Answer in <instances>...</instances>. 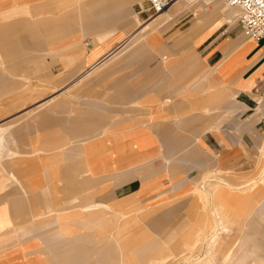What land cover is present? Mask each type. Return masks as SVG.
<instances>
[{
  "label": "crops",
  "instance_id": "1",
  "mask_svg": "<svg viewBox=\"0 0 264 264\" xmlns=\"http://www.w3.org/2000/svg\"><path fill=\"white\" fill-rule=\"evenodd\" d=\"M21 1L18 0L19 4H22ZM201 1L176 0L168 9L169 16L162 18L154 17L155 14L150 11V0H144L134 6L138 26L126 35L122 34L123 30L119 31L101 46L99 52L103 36L97 37L93 43H86L87 48L76 47L73 41L71 51L61 54L59 43L46 41L31 21L23 18L0 22V58L3 61L0 66L13 79L23 78L27 82V86L16 91L5 90L0 96V227L5 226L0 228V264H47L41 256L28 254L40 246L37 241L20 244L24 238L40 231L33 232L30 228L33 220L27 216L26 205L29 202L22 192L28 194L41 186L43 182L38 185L34 180L39 173L47 170L49 162L54 161L51 156L59 149L71 146V101H57L59 93L68 94L71 91L73 99L79 94H86L98 80L100 84L107 81L112 74L111 69L117 64L115 54L130 42L142 39V33L153 27L164 28L163 38L168 41L167 47L174 46L175 39H178L186 49L175 55L177 63L173 70L169 71V65L165 63L166 76H171V79L164 90L154 89L153 86L159 82V73L148 76L142 84L135 80L162 60L157 54L148 66L137 70L133 66L126 72L129 78L126 91L123 90L124 81L119 80L124 72L117 75V88L111 92H115L118 102L103 100L109 106L117 107L107 110L110 114L101 112L111 122L106 130L99 133L105 142H101L96 151L92 146L85 148L90 172L96 176L126 174L119 178V186L112 191L121 192L122 198H128L135 190L155 196L174 190L183 191L190 186L189 176L193 173L213 171L218 167L229 172L210 179L207 182L214 180L215 183L206 182L203 187L211 186V190L215 191L220 185L232 186L234 193L244 191L242 196L245 201H251L253 193L259 204L264 200V165L258 173L261 179L247 174L255 172L260 166L259 158H264V39L257 42L245 36L239 23L235 22L239 15L237 11L223 15L214 0L204 1L206 5L213 4L211 7L204 6ZM3 12L6 10L0 14ZM182 23L187 26L184 31H179ZM185 51L188 52L182 58ZM184 59L192 69L181 67L180 62ZM61 66L64 70L55 73ZM194 70L202 74L201 79L198 85H187ZM43 80L51 81V85L46 86L59 87L52 92H59L58 95L26 105L15 104L17 96ZM143 93L148 100L145 113L136 108ZM136 95L138 97L134 98ZM182 98L190 104L188 109L169 111ZM215 99L219 101L213 104ZM64 109L68 112L65 113ZM39 112L46 117L37 118L33 123L32 117ZM113 115L116 117L112 118ZM23 116L30 128L23 123L17 126L20 121L17 119ZM53 118L67 121V125L60 128V134L55 135L49 130L45 136L42 124ZM128 124L133 125L125 127ZM172 130L186 136L196 132L195 155L183 152L185 143L179 144V136L174 137ZM78 133L73 131L74 135ZM167 148L178 153L169 158ZM56 156L54 175L68 185L64 177L68 173L66 161L71 158V152L65 155L58 152ZM146 167L149 169L146 170ZM68 186V191H71ZM184 192L186 195V190ZM15 204L20 219L28 226L11 233L8 229L16 228L18 219ZM103 205L101 202L85 205L80 213L72 215L74 220L68 221L65 226L62 223L66 221L65 217H58L53 221V226L56 224L57 227L55 232L49 233L48 238L39 235L48 251L46 258L49 264H125L126 255L132 254L124 245L126 237L123 232L129 226L121 225L117 218L89 219L91 212ZM42 207L35 206L32 210ZM34 228L41 226L35 225ZM154 230L158 231L157 228ZM148 236L165 242L164 237L156 239Z\"/></svg>",
  "mask_w": 264,
  "mask_h": 264
},
{
  "label": "rangeland",
  "instance_id": "2",
  "mask_svg": "<svg viewBox=\"0 0 264 264\" xmlns=\"http://www.w3.org/2000/svg\"><path fill=\"white\" fill-rule=\"evenodd\" d=\"M13 1L0 0V12L6 10V12L0 14V22L8 23L11 20L25 18L39 28L41 31L39 33L43 34L42 37L46 41L54 44L59 43L58 47L61 54H67L71 51V42L73 41L76 43V47L78 45L87 48L86 43H93L97 37L103 36L104 42L100 45L99 52L101 46L118 34L119 31L123 30L122 34L124 35L130 33L139 24L134 6L141 4L144 0H22V4H19L18 0ZM204 1L210 0L201 1L204 6L211 7L213 5H206ZM214 1L218 3L216 8L219 9L220 13L223 11V15L237 11L239 15L235 22H238L241 14L240 9L229 8L220 0ZM11 5L15 6L12 7ZM134 23H136L135 26H133ZM186 26L182 23L179 25L178 30L184 31ZM140 29H144V27ZM163 29L153 27V29L142 33V39L130 42L117 52L114 56L117 64L111 69L112 74H109L110 77L101 84L98 80L95 86L88 89L86 94H79L73 99H71V91H67L68 94L59 92L52 94L59 87L46 86L45 84L51 85V81L43 80L42 85L33 84L26 89L25 93L16 97L18 99L16 105L18 103L26 105L38 99H49L51 95H58V93L61 95L57 98V101H71V146L57 151V153L63 155L71 152V158L66 161L69 166L67 168L68 173L64 177L65 183L70 185L71 191H68L69 186L64 185L61 177L54 175L53 166L57 162L56 153L51 156L54 161L47 164L50 165L47 170L39 173L34 180L38 185L43 182L41 186L28 194L22 192L27 196L29 202L26 205L27 216L33 220L31 223L33 225L30 228L33 232L40 230L37 234L34 233L20 241L22 245L34 241L39 243V247L28 252L29 256H41L49 264L46 258L48 251L39 235L48 238L49 233L55 232L57 227L56 224L53 226V221L58 217H65L66 221L62 222L65 226L68 221L72 222L74 220L72 215L80 213L81 208L85 205L101 202L104 205L100 209L92 211L89 219L94 221L99 217L105 220L117 218L120 219L119 223L121 225L129 226L123 232L124 237H126L124 245L128 246L127 249L131 250L132 254L126 255L125 264H161L162 259L165 258L171 259L169 264H264V200L259 204L258 199L254 197L256 194L253 193L251 201H245L242 196L244 191L236 192V194L221 185L215 189V192L218 193L216 200H213L211 196L203 197L200 191L207 181L229 171L216 167L213 171L206 170V172L193 173L189 176L191 183L185 189L186 195L184 194L185 190L177 192L174 190L161 194L158 192L160 194L158 196L135 190L128 198H122L121 192L112 190L119 186V178L126 174L107 173L96 176L88 168V157L85 154V148L92 146L96 151V147L101 142H105L99 136L100 131L106 130V127L111 123L110 119L106 115L103 116L101 112L110 114V111L107 110L117 108L104 102L107 99L109 102H118L119 100L116 99L115 92H111L117 88L115 87L117 75L124 72L123 75L119 76V80L124 81L123 90L126 91L125 86H129V83L127 84L129 78L126 76V72L131 70L133 66L136 70L148 66L156 59L157 56L154 55L157 54L162 60L144 75L141 74L135 77V80L142 84L148 76L159 73V82L153 85L154 89L164 90L168 87L171 76H166L165 65H169V71L173 70L177 63L175 55L185 50L186 46H181L179 40L175 39V45L167 47L168 41L163 38L165 32ZM179 31L177 35L180 34ZM160 50H163L166 54L159 52ZM79 51H82V49L76 52ZM188 51L181 55L182 58L185 57ZM159 53L162 55H159ZM169 58H172V60H168ZM0 63L3 64L1 58ZM180 65L183 68L192 69L186 59L182 60ZM63 70L61 66L55 73ZM201 76L202 74L194 70L187 80V85H198ZM26 84L27 82L23 78L13 79L8 76L0 66V96L4 95L5 90L12 89L16 91ZM120 88L122 89V87ZM146 93H143L136 107L144 113L147 110L146 103L148 102L145 98ZM137 97L138 95L134 96V98ZM215 101H212V103L216 104L219 100L215 99ZM189 106L190 104L182 98L177 100L169 111L181 112L188 109ZM87 110L90 111V114H87ZM64 111L67 113L68 109H64ZM150 112H153V110H150ZM60 114L62 115V113ZM25 116L17 119V121L20 120L17 126L23 123L30 128L31 125H28ZM45 117L41 116L39 112L32 117L31 121L34 123L37 118L44 119ZM111 117L115 118L116 115ZM124 121H120V123ZM64 125H67V121L53 118L44 122L42 129L45 131V136L47 135L46 131L49 130L58 135L60 134V128ZM132 125L128 124L125 127ZM73 131L79 133L74 135ZM11 134L12 132L8 135L9 138ZM172 134L174 137L179 136L178 139L181 142L179 144L185 143L186 149L183 151L185 154H196V132L186 136L172 130ZM91 141L94 142L89 145ZM166 152L169 158L175 157L178 153L175 150L170 151V148H167ZM171 162L169 160L170 164ZM258 163L260 166L257 167V170L247 174L255 175V178H258V173L264 165V158L260 157ZM145 169L147 170L149 167ZM129 173L131 172L127 174ZM259 179L261 178L259 177ZM52 180H55V182L49 184ZM209 183L214 184L215 182L210 181ZM247 192H252V190H247ZM238 193L241 194V197H238ZM13 201L15 202L14 198ZM35 206L43 207L35 208L33 211L32 209ZM15 207L18 218L17 226L8 229L11 233L28 226L20 219L16 204ZM216 218L223 219L222 222L225 226L220 230L221 235L217 242L212 244L213 248H211L210 236L214 231V220L216 221ZM62 223H59V226H62ZM35 225H39L41 228H34ZM4 227L1 226L0 228L3 229ZM155 228L158 231H155ZM131 230H134L133 234L130 233ZM145 231L152 238L164 237L165 242L150 239ZM126 234L128 235L126 236ZM131 240L133 242H130ZM219 246H222L224 252L228 249L229 252L222 257L218 254V257L221 258L218 259L219 261L214 262L213 258L216 254L214 247Z\"/></svg>",
  "mask_w": 264,
  "mask_h": 264
},
{
  "label": "built area",
  "instance_id": "3",
  "mask_svg": "<svg viewBox=\"0 0 264 264\" xmlns=\"http://www.w3.org/2000/svg\"><path fill=\"white\" fill-rule=\"evenodd\" d=\"M174 0H150V11L159 14L166 10ZM229 8L241 11L238 23L242 32L249 39L261 41L264 39V0H220Z\"/></svg>",
  "mask_w": 264,
  "mask_h": 264
},
{
  "label": "bare ground",
  "instance_id": "4",
  "mask_svg": "<svg viewBox=\"0 0 264 264\" xmlns=\"http://www.w3.org/2000/svg\"><path fill=\"white\" fill-rule=\"evenodd\" d=\"M175 1L176 0H174L173 1V3L166 9V10H162L159 14H157V15H155V17H162V18H164V17H168L169 16V13H168V9L175 3ZM81 77V76H80ZM79 77V78H80ZM77 81V80H76ZM76 81H74L75 83H76ZM0 146H1V144H0ZM0 154H1V148H0ZM264 173V172H263ZM212 181H214V180H212ZM216 181V180H215ZM222 181V180H221ZM209 183V182H208ZM221 183H223V182H221ZM209 185H211V184H209ZM227 185V184H226ZM229 185H231V184H229ZM209 187V186H208ZM211 187V186H210ZM206 188V187H203L204 189H201L202 191H201V193H202V195H203V197H206V196H211V198H213V200H216L217 199V197H218V193H216L215 191H213V188H212V190H211V188ZM229 190H231V191H233L234 189L232 188V186H226ZM251 187V186H250ZM237 188V187H236ZM240 188V187H239ZM243 188V187H242ZM237 190V189H236ZM240 191V190H239ZM222 220L223 219H218V218H216V221L214 220V222H215V227H214V231H212V234H211V236H210V247L211 248H213L212 247V244H214V243H216L217 242V240H218V238H219V236L221 235L219 232H220V230L222 229V227L223 226H225V224L222 222ZM209 239V238H208ZM207 241V240H206ZM208 244V243H207ZM214 249H215V252H216V254L214 255V258H213V260H214V262H216V261H219L218 259H220L222 256H226L227 254H228V252H229V249H228V251H226V252H224V250H223V248H222V246H219V247H214ZM218 254H220L221 255V257L219 258L218 256ZM128 255H131V254H128ZM163 261H162V263L161 264H169V262H170V260H169V258H165V259H162ZM188 263V262H187ZM171 264V263H170Z\"/></svg>",
  "mask_w": 264,
  "mask_h": 264
}]
</instances>
